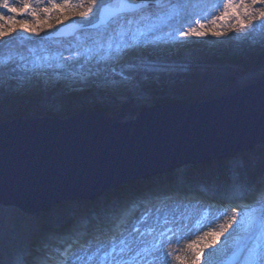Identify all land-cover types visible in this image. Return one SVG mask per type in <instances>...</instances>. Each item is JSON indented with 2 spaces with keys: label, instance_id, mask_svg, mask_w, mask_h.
<instances>
[{
  "label": "snow or ice",
  "instance_id": "obj_1",
  "mask_svg": "<svg viewBox=\"0 0 264 264\" xmlns=\"http://www.w3.org/2000/svg\"><path fill=\"white\" fill-rule=\"evenodd\" d=\"M211 6L208 0H0V47L16 39H9L14 26L40 36L41 19L49 28L53 18L57 25L70 21L65 26L80 33H72L68 56L41 57L22 74L12 55L0 56V169L19 158L18 140L4 139L18 112L55 120L79 108L107 124L125 110L167 105L181 92L233 84L237 90L226 143L210 138L147 169L83 185L42 214L0 200V264H184L175 253L194 234L193 207L200 213L192 225L197 231L227 218L186 245L190 264H264V0H215L220 15L211 23L228 24L211 30L217 42L208 46ZM44 40L28 43L43 50Z\"/></svg>",
  "mask_w": 264,
  "mask_h": 264
},
{
  "label": "water",
  "instance_id": "obj_2",
  "mask_svg": "<svg viewBox=\"0 0 264 264\" xmlns=\"http://www.w3.org/2000/svg\"><path fill=\"white\" fill-rule=\"evenodd\" d=\"M65 25L54 35L65 34ZM236 95V88L200 100L179 95L186 101L157 104L127 119L123 112L107 124L84 112L55 120L17 116L5 126L4 139L18 140L19 158L0 169V200L22 213H43L83 185L147 169L210 138L226 143Z\"/></svg>",
  "mask_w": 264,
  "mask_h": 264
},
{
  "label": "rangeland",
  "instance_id": "obj_3",
  "mask_svg": "<svg viewBox=\"0 0 264 264\" xmlns=\"http://www.w3.org/2000/svg\"><path fill=\"white\" fill-rule=\"evenodd\" d=\"M129 2L139 3L140 0H129ZM208 3L212 6L207 9V11L211 12V15H209L207 18V25H206L205 31L208 33V35L205 37V39L208 42V46H212L213 44H215L217 42V38H215L211 35V30L216 28V27H220V26H224V25L228 24V21H219L218 20L216 25H213L211 23L212 18L215 16H219L220 12L217 11L214 7L215 0H208ZM221 11H222V4H221ZM202 22H204V21H202ZM0 23H2V21H0ZM40 23L42 25V31L40 32V36H37V35L30 33V32H25V31L19 29L18 26H14L16 28V31L11 33V36L9 37V39H11L12 36H15L16 39L14 41H12V43L10 45H7L8 47H10L9 49L5 48L7 46H3L2 49L5 48V50L0 52V56L12 55L15 58L17 65H18V71L21 74L24 70V68H23L24 65H31L34 62H41L40 61L41 57L54 56L57 54V50H54L51 47L52 41H54V40L56 41L59 39L61 40V39H64L68 36L71 38H75V36L72 35L73 32L80 34L78 29H73L70 27V28L63 31L65 34H63L61 36L54 35L55 33H57V29H59L61 26L65 25L67 23H70V21H65V22L57 25L55 19L53 18L52 21L50 22L52 24L51 28H49L48 24H44L42 19H41ZM231 35H235V34L232 33ZM41 36L45 38L44 44H43V50H45L44 52H42L43 50H42L40 44L28 43L29 40H40ZM219 39L224 40V39H226V36H221ZM74 40L69 41L67 43V46H69V44L74 42ZM236 43H237V41L233 40L231 42L230 46H234ZM256 71L258 72V69ZM248 74L249 73H247V72L243 73V75H248ZM232 88H236L235 84ZM177 101H186V99H184L183 97H181L179 95H176V97L174 99L170 100L169 102H177ZM28 111L29 112L25 115V117H40L38 113H34L31 110H28ZM73 112L77 113V112H81V110L79 108H75L73 110ZM123 112H126L124 119H127V118H130L131 116H133L137 111L125 110ZM123 112H121V113H123ZM121 113H119V114H121ZM72 114L73 113H69L67 116H70ZM119 114H117V115H119ZM67 116H64V117H67ZM15 117H17V114L15 115ZM188 212H189L190 217L194 213L197 214V217L200 214L199 210H197L195 207L189 208ZM228 215H231V211H229ZM5 217H7V216L5 215ZM223 218L224 217H222L221 219H223ZM220 220H217L215 222H218ZM214 223H212L210 226L203 227L200 230V233H201V231L203 233H205V232H208L210 230L217 229L218 226H215ZM199 237L200 236H196V238H199ZM211 239H212L211 237H208V240H211ZM221 239L223 240V238H221ZM200 246L202 247V245H200ZM206 251H209V250H206Z\"/></svg>",
  "mask_w": 264,
  "mask_h": 264
},
{
  "label": "bare ground",
  "instance_id": "obj_4",
  "mask_svg": "<svg viewBox=\"0 0 264 264\" xmlns=\"http://www.w3.org/2000/svg\"><path fill=\"white\" fill-rule=\"evenodd\" d=\"M59 1V0H58ZM13 2L15 3L16 0H13ZM41 7L44 6V5H40ZM24 19H27V20H32L33 18L32 17H24ZM75 38H71V37H66L64 39H59V40H54L52 41L51 43V47L52 49L54 50H57V54L58 53H62V55L64 57L68 56V51H66V49L68 48L67 46V43L69 41H72L74 40ZM45 50H43L42 52H44ZM193 204H195V202H193ZM197 209V208H196ZM8 210V209H7ZM16 210V209H15ZM198 210V209H197ZM18 211V210H17ZM19 212V211H18ZM31 214V213H30ZM33 215H38L40 213H32ZM42 214V213H41ZM191 222L189 223V227L192 228V231L194 232L193 235L190 236V239L189 240H184V241H181V244L179 245L178 247V250L177 252L175 253L176 256H179L181 260H183L184 264H190V258H191V252L190 250H187L186 249V245L188 243H190L191 241H195L197 240L198 238H196V236H203L204 233L201 231L200 233V230L197 231L195 228L192 227V225L195 223V220L197 219V214L194 213L191 217ZM227 217H224L223 219H221L220 221L218 222H215L214 225L215 226H219L220 223H222L224 221V219H226ZM212 228V227H211ZM221 241H223L221 239ZM170 247H176L175 245H172ZM216 247H219V245H216ZM169 250V249H166V251ZM209 252L212 251V249H208ZM170 264H180V261L179 260H170Z\"/></svg>",
  "mask_w": 264,
  "mask_h": 264
},
{
  "label": "trees",
  "instance_id": "obj_5",
  "mask_svg": "<svg viewBox=\"0 0 264 264\" xmlns=\"http://www.w3.org/2000/svg\"><path fill=\"white\" fill-rule=\"evenodd\" d=\"M14 41V40H13ZM3 47H0V52L1 51H4L5 48H10V47H5L4 49H2ZM234 86V84L231 86V87H218V88H215L209 92H206V93H187V92H181V93H178L179 95H182L184 97H187L189 99H195V100H200V99H206V98H210L214 95H217V94H221V93H224V92H227L228 90H230L232 87ZM29 111L28 110H25V111H21V112H18L17 113V116H25ZM4 214L7 216L8 215V210L7 208H5L4 210Z\"/></svg>",
  "mask_w": 264,
  "mask_h": 264
}]
</instances>
